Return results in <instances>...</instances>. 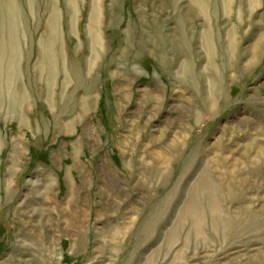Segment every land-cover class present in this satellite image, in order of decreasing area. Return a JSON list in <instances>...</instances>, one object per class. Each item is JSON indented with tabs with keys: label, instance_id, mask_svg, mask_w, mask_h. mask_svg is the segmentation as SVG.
I'll use <instances>...</instances> for the list:
<instances>
[{
	"label": "rangeland",
	"instance_id": "1",
	"mask_svg": "<svg viewBox=\"0 0 264 264\" xmlns=\"http://www.w3.org/2000/svg\"><path fill=\"white\" fill-rule=\"evenodd\" d=\"M225 1L79 0L73 14L67 0H13L12 12L0 0V44L14 25V87L27 96L22 124L0 93V264H264V169L239 153L264 146V0L224 14ZM54 10L51 88L40 47ZM206 166L223 221L202 199L198 234L178 219Z\"/></svg>",
	"mask_w": 264,
	"mask_h": 264
},
{
	"label": "bare ground",
	"instance_id": "2",
	"mask_svg": "<svg viewBox=\"0 0 264 264\" xmlns=\"http://www.w3.org/2000/svg\"><path fill=\"white\" fill-rule=\"evenodd\" d=\"M11 1V0H10ZM52 1V0H51ZM78 1L79 0H67L68 2V7L71 9L72 13L73 14H77V8H78ZM252 2V1H251ZM10 5V4H9ZM53 5V4H52ZM55 5V4H54ZM232 5H233V0H226L224 2V14L226 13H230L231 10H232ZM253 5V4H252ZM12 8H9L11 9L10 11H14V2L12 0V4H11ZM10 6V7H11ZM55 8V7H54ZM56 9V8H55ZM253 9V8H252ZM53 10V9H52ZM71 13V12H70ZM69 13V14H70ZM52 14V13H51ZM252 14V12H251ZM50 16V15H49ZM60 16V15H59ZM58 11L54 10L53 11V14L50 16V19L48 21V26L46 27L47 30H45V34L42 38V48L40 47L41 49V57L43 56V59L44 57L46 59H48V62H47V66H46V71L48 73V85L49 87H53L54 86V81H55V78H54V74H55V71L54 69L56 68V63H55V60H54V55L56 54L55 53V47H56V40L59 39V30H58ZM73 16L75 15H72V18ZM74 19V18H73ZM72 19V21H73ZM11 23H13L11 21ZM89 25V24H88ZM12 27V29H11ZM10 27V34H11V39H8V36H7V43L4 44V43H1L0 44V47L3 48L5 51L1 52L0 50V93H3V88H7L5 91L7 93V98H8V101H9V105H10V109L8 110L7 112V116H11L13 117L14 115H17L18 114V117H19V120L21 121V123H25L24 120H23V114H22V108H23V105L25 103V101L27 100V96L26 95H23V94H18L15 87H14V83L16 82V72H15V60L16 59V41H15V38H14V25H11ZM100 26H99V22H98V10H97V6L96 8L93 10L92 12V15H91V21H90V25L88 27V35H89V39H90V42H91V47H93V50L96 51L95 49L99 48L100 45H101V37H100ZM5 34V33H4ZM205 34V37L206 39H208V31ZM232 34V33H231ZM230 34V35H231ZM231 37V36H229ZM232 39V38H231ZM4 41V40H3ZM206 41V40H205ZM262 40H260L259 42L261 43ZM58 43V41H57ZM4 44V45H3ZM3 45V47H2ZM257 45H258V42H257ZM99 46V47H98ZM260 46V45H259ZM208 47V46H207ZM9 48V49H8ZM92 51V50H91ZM93 51V53H95ZM98 52V51H97ZM92 53V54H93ZM257 53V52H256ZM258 54V53H257ZM57 58V56H56ZM43 59L39 58V68L42 69V73L43 72H46L44 71V68H45V61L43 62ZM45 60V59H44ZM4 61H7V66H3L2 65V62ZM43 62V63H42ZM3 63V64H4ZM55 63V64H54ZM6 68V71L4 72ZM183 68V67H182ZM5 77V83L4 81L2 82V78ZM77 77V76H76ZM209 82V81H208ZM4 83V85H3ZM219 83V82H217ZM215 84V83H213ZM217 85V84H216ZM214 86V85H213ZM212 86H210L211 88ZM216 87V86H215ZM223 87V86H222ZM218 88V87H216ZM221 88V87H220ZM219 88V89H220ZM215 89V88H214ZM222 89V88H221ZM212 90V89H211ZM217 90V89H216ZM54 91V89H53ZM214 91V94L210 97V102H211V107H213L215 104H216V101H214V98L216 99L217 97L220 98V96L218 95L217 92L219 91H216L215 93V90ZM223 92V90H222ZM54 93V92H53ZM9 94V95H8ZM89 94V93H88ZM220 94V93H219ZM3 96V95H2ZM1 94H0V105H2V99L4 97H2ZM9 96V97H8ZM55 96V94L53 95ZM152 96V95H151ZM210 96V95H209ZM217 96V97H216ZM52 98V96L50 97ZM63 98V96H62ZM208 99H206L207 101ZM209 101V100H208ZM53 105V103H52ZM209 107V106H208ZM215 108V107H214ZM213 110V109H212ZM211 113V112H210ZM26 118V117H25ZM198 119V118H197ZM28 121V120H27ZM21 125V124H20ZM62 125V124H61ZM68 126V125H67ZM66 126V127H67ZM65 127V126H64ZM68 128V127H67ZM232 129V128H231ZM231 132V131H230ZM235 132V131H233ZM225 133V132H224ZM226 134V133H225ZM225 134L223 135V137H225ZM254 136V135H253ZM125 138V137H123ZM132 139V138H131ZM154 139V138H153ZM152 139V140H153ZM221 141V137L219 138ZM254 141V142H253ZM126 146H130L131 144V141L128 140V138H126L124 140V143H123ZM180 145H181V142L179 140V137L178 139L176 140V143H174V148L176 151L178 149L177 152H179V148H180ZM216 145V144H215ZM220 145H223L220 144V141H219V144L218 146ZM245 145V144H244ZM217 146V147H218ZM220 148H223L220 147ZM241 148H245V151L244 153H246V156L244 159H247L250 158L251 154H256L258 159H259V162L257 163L256 161L253 162V165L254 167L253 168H262L264 169V166H261V164H264V146H262L259 142V140H255V139H252L251 141H249V143L247 144L246 147H242L241 145H239V153L241 154V151L240 149ZM128 149V147L126 148ZM217 149V148H215ZM219 149V148H218ZM228 150V149H227ZM221 151V150H220ZM221 153V152H220ZM196 156V154L194 156L191 157V162L189 164H192V162H195L196 159L194 160V157ZM232 156V155H231ZM243 156V154H242ZM209 160V159H208ZM217 160V159H216ZM251 160V159H250ZM249 161V160H248ZM247 161V162H248ZM254 161V160H253ZM210 162V161H208ZM212 162V161H211ZM217 164L219 166H223V163H224V160L219 158V160L216 161ZM227 162V161H226ZM246 162V168L248 169L249 167H251L250 165H248ZM207 164V163H206ZM211 164V163H210ZM251 164H252V161H251ZM215 165V164H214ZM237 166H239V162L236 164ZM216 166V165H215ZM221 168V167H220ZM207 166L204 168V171H202V174L200 175V178L197 182V184H195L194 186H191L190 188H192L187 194H188V197H187V201L185 202V205H184V208L181 212V215L179 216L180 219H178V223L180 225H184L185 223H183L184 221L188 219H190L191 221H193L194 223V227L192 226V228L195 229V231L199 234L202 232V221L204 220V215H205V210H204V207H203V204H202V199H207V208H208V212L210 213V216L212 218V221H214V227L216 229H218V227H221L220 225H222V217H223V214H222V207L220 206L221 205V202L222 200H220L218 198V196H220V194L218 193V189L215 187V179L209 174V172H207ZM212 169V168H211ZM252 169V168H251ZM188 170V169H187ZM246 170V169H244ZM13 171V170H12ZM241 171V170H240ZM219 178V177H218ZM214 179V180H213ZM231 179V178H230ZM222 184V183H221ZM228 184V183H227ZM231 184V183H230ZM223 188H222V194H224V200L226 202L230 201V197L232 196V193H231V186H227L225 187V185H222ZM10 184L8 185L7 183V194L9 193V189H10ZM178 188V187H177ZM233 188V187H232ZM228 191V193H227ZM176 193V192H175ZM173 194H174V191H173ZM242 195V194H241ZM243 196V195H242ZM242 198V197H241ZM233 199V198H232ZM237 199V198H236ZM161 205V204H160ZM165 207V206H164ZM180 214V213H179ZM152 219V218H150ZM156 219V218H155ZM256 219V218H255ZM226 222V221H225ZM152 223V225L155 227L154 223L155 222H150ZM149 223V224H150ZM159 223V222H158ZM230 223V222H229ZM146 224V223H145ZM192 224V223H191ZM43 225V224H42ZM148 225V224H147ZM179 225V226H180ZM204 225V224H203ZM232 225V224H231ZM145 226V225H144ZM150 226V225H148ZM213 227V228H214ZM117 228V232L121 233L124 229L123 226H117L115 227ZM180 228V227H179ZM177 226L174 230H172L170 232V244L172 243V239L175 240V238L178 236V233H177ZM193 230V229H192ZM113 231V230H112ZM116 231V230H115ZM116 232V234H117ZM118 233V234H119ZM152 233V232H151ZM117 234V235H118ZM195 234V233H194ZM197 234V235H198ZM116 236V235H115ZM198 236H201L198 235ZM119 237V236H118ZM202 237V236H201ZM173 240V242H174ZM177 240V238H176ZM115 243V242H114ZM169 244V243H168ZM116 248V246H115ZM116 250V249H115ZM110 252V251H109Z\"/></svg>",
	"mask_w": 264,
	"mask_h": 264
},
{
	"label": "crops",
	"instance_id": "3",
	"mask_svg": "<svg viewBox=\"0 0 264 264\" xmlns=\"http://www.w3.org/2000/svg\"><path fill=\"white\" fill-rule=\"evenodd\" d=\"M0 183H1V181H0ZM73 185H70V187H72ZM73 189V188H72Z\"/></svg>",
	"mask_w": 264,
	"mask_h": 264
}]
</instances>
